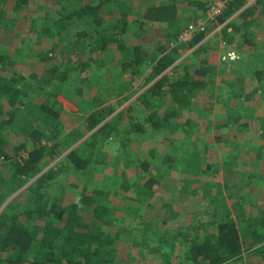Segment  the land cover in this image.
<instances>
[{"label": "rangeland", "instance_id": "374dc122", "mask_svg": "<svg viewBox=\"0 0 264 264\" xmlns=\"http://www.w3.org/2000/svg\"><path fill=\"white\" fill-rule=\"evenodd\" d=\"M89 1L94 0H27L26 6L21 9L13 8L15 0L0 1L2 13L0 54L4 56L7 63L0 65V80L3 82L7 80L8 85L21 87L22 83L32 84L38 78L40 79L43 70L54 64L58 65L56 75H61L62 81L58 82L57 76H54L57 80L44 85L40 90L34 92L23 90L18 94L28 96L29 105L51 104V96H55L57 103H54L52 107L58 110L60 126L63 128L62 137L59 140L61 143L74 138L76 134L74 128L83 130L84 118L92 110H100L103 116L102 121L95 128L85 132L70 146L64 147L54 160L44 164L38 175L12 192L1 204L0 213L14 198L15 204L10 207L12 212L15 209L20 210L30 206L31 190L34 189L37 178L55 169V178L47 181L39 189L44 199L54 198L59 204L68 205L80 198H89L94 203L107 207L106 218L109 223L103 226V230L110 233L113 238L112 244L108 247L111 249L110 264H160L165 263L166 257L169 256L181 260L188 242L186 237L176 236L173 239L172 236L173 231H176L178 227H180L179 231L182 230L180 231L182 234L189 232L187 220L180 217L179 220H171L172 222L162 225L161 228L158 225L161 220L159 214H169L168 209L158 210V205L166 200L164 196L171 193L170 187L175 180L166 171L174 167L177 173L173 175L194 184V181H198L201 176L200 173L195 172V168L199 169L206 163L216 164L213 154L215 149H212L213 146L210 144H218L221 139H215V141L206 139L205 132L212 127L210 125L207 127L200 120L208 121L211 118L201 115L194 117L191 112L198 110L194 102H200L204 107H210L212 102L217 107H219L218 104H224L223 102H230L236 89L243 86L242 81L246 77L247 88L245 90L240 88L238 97L243 98L244 92H251L252 88H256L258 92L252 94L253 107L260 101L264 106V16L258 14L259 11L256 10L250 19L251 25L245 31L241 30V33L236 35L228 34L232 41L226 39V34L222 30L225 22L219 23L215 20L209 23L208 34L204 35L199 43L192 45L180 43L176 61L163 74L166 73L169 78H174L181 74L185 67L192 71L199 66L200 61L206 60L204 79L208 82V86L194 95L191 105L179 109V116L173 117L170 125L157 132L151 131V127L144 125L145 129L140 133L132 129V124L134 122L143 124L147 113L135 95L149 86L153 78L149 71L150 65L137 68L132 66L122 70L120 62L124 58L117 49V45L113 43L104 53L95 54L101 61L90 63L89 67L82 72L80 66L76 67V62L82 60L83 56L81 59L78 58L72 53V49L81 50L83 48L78 46L85 45L92 39L81 38L74 43L73 47L65 48L64 46L65 41L69 39V45L75 41L74 32L78 30H86L94 36L98 33L101 35L112 33V36L113 34L117 36L125 46L135 44L129 33L121 32L120 24L116 21V10L107 14L106 9L101 7L102 24L98 32L92 31V27L89 29L85 18L75 20L76 23L66 22L61 34L54 35L45 31L50 28L52 21L59 18V13L70 12L80 4ZM126 2L128 6L134 3L133 0H129V4L128 0ZM235 14L231 15L227 21L231 20ZM199 16H201L200 13ZM196 19L198 17L188 19L184 16L180 25L183 27ZM236 20L239 24L240 20ZM158 26L164 28L162 25ZM158 36L165 38L159 34ZM162 40L165 41V39ZM171 43L175 44V39L171 38L168 44ZM61 46H64L63 49ZM199 47L201 49L198 52ZM228 48L234 50L239 56L237 60L229 63L221 59V55ZM39 58H44V61ZM257 72L261 74L258 75ZM258 77H261V80L257 79ZM253 80L257 81V87ZM229 93L231 96L228 95ZM131 102L133 105H130ZM163 102L166 104L167 101L157 105L160 111L161 108L170 106V104L164 106ZM242 102L238 98L237 109L240 108V114L245 112V108L240 105ZM248 103L251 104V101ZM22 110L31 120L35 112L34 107L28 106ZM217 112H220L219 108L216 109L215 116H219ZM246 114L247 112L237 121L245 118ZM233 116L235 115L232 111L231 118ZM255 116L256 120L251 125L252 129L246 128V133L250 132L251 138L256 139L258 134L264 139V107L256 111ZM185 117L189 118L187 123L183 121ZM261 119L263 121L260 123ZM244 122L245 120H241V124ZM51 124L52 121L49 122V126ZM102 125H105L104 130L93 136L94 131ZM214 126L216 129L221 128ZM231 127L235 131L239 129V132L244 130V125L232 124ZM69 133L74 134L68 136ZM3 134L9 143L6 148L11 150V140L14 136L9 131H4ZM170 134L177 137H168ZM61 146L65 145L61 144ZM226 147L228 148V144ZM73 149L87 160V165L82 170L75 169L67 157ZM170 150L176 154L172 160L166 159V153ZM207 151L210 153L208 157ZM186 164L189 169L180 171ZM148 179L158 182L149 197L144 194L147 188L143 185ZM30 185H32L31 188H28ZM94 190L97 191L93 192ZM208 191L206 185L203 189L197 190L199 195L196 197L201 207L207 201V199L202 201V196L207 197ZM219 200L223 203L221 198ZM204 216L206 217V213ZM86 218L92 220L91 215ZM205 226L207 229H213L215 221H205ZM192 234L200 238L205 234V230L200 226L192 229ZM158 238H163L162 246L158 245ZM242 241L244 247L247 246L249 249L247 241L244 238ZM259 250L262 252H258ZM259 250L255 253H251L250 250L245 251L236 264H264V246Z\"/></svg>", "mask_w": 264, "mask_h": 264}, {"label": "trees", "instance_id": "16d2710c", "mask_svg": "<svg viewBox=\"0 0 264 264\" xmlns=\"http://www.w3.org/2000/svg\"><path fill=\"white\" fill-rule=\"evenodd\" d=\"M211 1L162 0L158 4L144 7L140 30L144 34H154L157 32L158 25L164 27L162 32L165 38H156V41L151 44L137 43L128 47L117 36L114 34L112 36V33L106 35L98 33L94 36L86 30H78L74 32L75 41L69 45V39L67 42L65 41L64 46L65 48L73 47L74 43L81 38L92 39L89 43L78 46L83 49H72V53L78 58L81 59L83 56L82 60L76 62V67L80 66L82 72L89 67L90 63L101 61L100 57L95 54L104 53L113 43L117 45V49L124 58L120 62L122 70H127L132 66L137 68L150 65L149 71L153 78L150 80L149 86L138 96L139 103L146 110V118L143 124L134 122L132 129L141 133L146 126L151 127V131L157 132L170 125L171 119L179 116V109L191 105L194 95L205 90L208 86V82L204 79L206 60L200 61L199 66L192 71L185 67L182 73L174 78H169L163 72L176 61L175 57L178 56L179 43L168 44L171 38H176L182 28L181 18L178 16V6L183 3L195 6L197 12L202 16ZM245 1L232 0L217 18L219 23L225 22L222 30L227 35L225 37L228 41H232L228 36L229 33L239 34L241 30L245 31L251 25L252 20L250 19L256 10L259 11L258 14L264 16V0H256L254 4L246 7L244 6ZM26 2L27 0H15L13 8L21 9L26 6ZM106 3H112L113 7L115 6L120 12L116 21L121 24L119 28L123 32L127 13L126 0L84 2L70 12H58L59 18L52 21L50 28L45 31L54 33V35L61 34L66 22L76 23L75 20L85 18L89 29L92 27V31L98 32L102 24L100 9ZM234 14L235 16L227 21ZM236 19L240 20L239 24ZM245 35L244 33L243 36L245 37ZM203 37L204 34H197L189 44L199 43ZM62 41L64 40L62 39ZM64 46L61 48L63 49ZM200 49L201 47L198 52ZM39 59L44 61V58ZM2 63H6V61L0 54V65ZM57 71L58 65L54 64L42 71L40 79L38 78L32 84L22 83L21 87L8 85L7 80L4 82L0 80V206L12 192L38 175L45 163L54 160L64 147L73 144L85 132L95 128L103 119L100 110H92L84 118L83 130L76 127L74 128L76 134L72 140L68 141L64 138L66 140L64 143L59 141L63 128L60 126L58 110H54L52 107L54 103H57L55 96L51 94V104L29 105L30 98L18 94L23 90L29 92L40 90L44 85L57 79L58 82L62 81L61 75H56ZM54 76H57V79ZM257 79L261 80V77ZM236 95L240 94L235 93L234 96ZM162 101H167L171 105L167 106L163 102L167 107L161 108L160 111L157 109V105L162 104ZM28 106L35 109L31 120L22 110ZM50 121H52L51 126H49ZM104 128L105 125L97 128L93 136H96ZM4 131H9L14 136L11 140V150L6 148L9 143L4 137ZM74 133H69L68 136ZM61 144L65 146H61ZM21 153L24 155L22 156ZM18 155L20 156L18 157ZM67 157L75 169L82 170L87 165V160L74 149L67 154ZM166 159L172 160L173 158L167 156ZM170 169L168 168L166 171L168 175ZM54 170H49L37 178L34 189L31 190L30 206L20 210L15 209L12 212L10 207L15 204L14 198L1 211L0 264H110L111 249L108 247L112 244L113 238L110 233L103 230V226L109 223L106 218L107 207L94 203L89 198H80L68 205H61L54 198L44 199V195L39 189L47 181L55 178ZM195 172L200 173L201 171L195 168ZM146 181L143 184L147 188L144 194L149 197L158 182L153 179ZM95 191L97 190L93 192ZM217 192L216 190V194H218ZM220 207L218 214L217 210ZM88 215L92 216V220H87L86 216ZM209 216L212 220L215 218L216 221L213 229H207L204 224L202 227L205 234L202 237L198 238L197 235L186 237L188 246L181 260L169 256L166 257L165 263L160 264H236L241 259L245 248L242 241L244 236L240 235L236 223L229 216L224 203L213 206V209L207 212V218ZM172 238L174 239L175 235ZM253 239L261 241L264 239V235ZM160 241L162 240L160 239ZM258 252H262V250Z\"/></svg>", "mask_w": 264, "mask_h": 264}, {"label": "crops", "instance_id": "0c3cea01", "mask_svg": "<svg viewBox=\"0 0 264 264\" xmlns=\"http://www.w3.org/2000/svg\"><path fill=\"white\" fill-rule=\"evenodd\" d=\"M160 1L162 0H133L134 3L129 4L128 0L129 6L127 5L126 9V23L125 28L123 27V32L124 34L129 33V36L132 37L135 44H151L156 41V38H159V32L160 36L164 35L160 26H158L157 32H155L156 36H154L155 33L144 34L140 30L142 9L149 5L158 4ZM103 9H106L107 14H110L109 12L112 10H116V18L120 16V12L115 6L113 7L112 3L104 4ZM178 16L181 19L184 16L188 19H193L197 17L201 18L203 15L199 16V12H197L195 6L183 3L178 6ZM257 74L259 75L261 73L257 72ZM241 77L243 76L241 75ZM245 81L246 77L242 81L243 86L236 89V94H240V88L244 90L247 88ZM253 83H255V87L258 86L256 80H253ZM255 89L256 88H252L251 92H244L243 98L238 97V95H233L232 99L230 98V102L218 104L219 107L215 106L213 102L210 107H204L200 102H194V104L196 103L195 107L198 109L197 112H191L194 114V117L201 115L211 118V120L208 121L200 120L204 122L203 124L207 127H209V125L212 127L208 132H205L206 139L209 141L221 139V141L219 140L218 144H210L213 146L212 149H215L213 154L214 159H216V164L212 165L206 163L201 165L198 169L201 171L200 179L194 181V184L188 183L189 181H185L184 178L181 179L173 175L177 173L176 170L174 167H171V169L169 168V175L173 176L172 178L175 180L170 187L172 189L171 193H169L168 196H164L163 198L166 200L158 205V210L163 211L164 209H168L169 214L160 213L161 220L158 222V225L161 228L162 225L169 224L168 222L174 220H179L180 217L186 219L189 225L188 228H190L189 232L184 234L179 233L182 230L179 231L178 229L180 227H178L176 231H173L175 238L176 236L192 237L194 236V234H192V229L203 226L205 221L214 222L215 218L214 220H212L210 216L207 218V212L213 209V206L219 205V203H221L219 199L222 198L225 209L236 223L240 235L244 236L243 238L250 247L248 249L247 246H245L246 249L244 248L243 253L248 250H250L251 253H255L256 250L260 249L259 247L264 246V239L261 241H254L253 239L257 236L264 235V139L259 137L258 134L256 139L251 138L250 132L249 134L246 133V128L252 129L251 125L255 123L256 111L264 107L261 101L256 105L257 107H253L254 101L252 94L258 92V89H256V92L253 93ZM143 91L144 89L142 91L140 90L139 93ZM139 93L135 95L136 99ZM228 95L231 96L230 93ZM238 98L243 101L240 105H242V107L245 108V112H247L246 117L239 119V122L237 119L244 115L245 112L240 114V108L239 110L237 109L239 104ZM233 99L235 100L234 102ZM246 100L251 101V104ZM130 105H133V102H131ZM166 105H169V103L166 102ZM217 108H219L220 111L217 112L219 116H215L214 114ZM232 111L235 116L231 118ZM208 112H211V114H208ZM252 115H254V117H252ZM188 120V117L183 119L184 123H187ZM241 120H245V122L241 124ZM262 121L263 119L260 120V123ZM232 124H238L239 126L244 125V130L239 132V129H236L235 131V129L231 127ZM214 125L217 127L220 126L221 128L216 129ZM255 131L258 132L257 129H255ZM170 136L175 137L176 135H168V137ZM227 144L228 148L226 147ZM166 156L175 158L176 154L170 150L166 153ZM208 156H210L209 152L207 153V157ZM182 167L180 171L188 168L187 164ZM189 167L191 168V165ZM209 173L211 174L209 175ZM204 185L207 186V191H209L207 197L202 196V201H204V199H207V201L203 203L201 207L197 198L199 195L197 194V190H199V188L203 189ZM166 189H168V187H166ZM216 190L218 194H216ZM177 196H179V198H177ZM221 207L217 210L218 214ZM204 213H206V217ZM160 239L163 241V238H158L157 243L159 246H162L164 243L160 241Z\"/></svg>", "mask_w": 264, "mask_h": 264}, {"label": "built area", "instance_id": "2783aa9c", "mask_svg": "<svg viewBox=\"0 0 264 264\" xmlns=\"http://www.w3.org/2000/svg\"><path fill=\"white\" fill-rule=\"evenodd\" d=\"M232 0H212L210 4L207 6L204 15L201 18H198L192 22L187 23L183 26L176 38L175 44L171 43V45L176 44H189L191 40L197 36V34H208V25L210 22L217 20L218 16L221 15L222 11L226 8L227 4ZM256 2V0H246L245 7L252 5ZM234 50L227 49L222 55L221 59L225 62H233L238 59V55Z\"/></svg>", "mask_w": 264, "mask_h": 264}]
</instances>
